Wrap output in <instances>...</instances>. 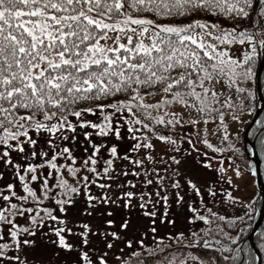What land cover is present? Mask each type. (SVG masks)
Here are the masks:
<instances>
[{
    "label": "snow or ice",
    "instance_id": "6c2138e0",
    "mask_svg": "<svg viewBox=\"0 0 264 264\" xmlns=\"http://www.w3.org/2000/svg\"><path fill=\"white\" fill-rule=\"evenodd\" d=\"M257 14L264 16V0H0V177L12 172L11 182L0 187V264H60L61 253L73 252L65 264H110L107 253L113 242L107 236L119 238L120 232L97 229L105 239L93 243L89 224L67 219L66 205L74 206L81 191L88 205L85 216L93 204L109 203L112 185L100 183L99 177L121 180L115 185L118 199L131 208L138 197L145 216L157 215L153 195L156 203L166 206L167 193L176 189L177 203L183 200L182 183L200 196L202 186L181 169V157L187 159L188 150L181 151L171 129L219 119L220 139H230L225 111L248 107L257 45H264V27L252 30ZM221 15L230 17L231 27L221 26ZM234 44L242 46L235 54L230 51ZM221 81L225 88L218 91ZM156 93L160 95L154 103L145 102ZM169 106H180V111ZM185 111L186 116L181 115ZM93 116L97 119L89 118ZM77 127L84 138L79 142ZM93 134L102 139L94 141ZM112 136L124 147L110 142ZM186 139L199 155L200 149ZM154 140L163 143L158 146ZM260 142L264 148V135ZM202 143L216 153L224 150L207 139ZM105 150L106 157L100 154ZM137 150H142L139 156ZM197 164L213 167L206 153ZM218 171L223 178L224 168ZM129 176L138 177L145 191H135L138 181ZM89 185L104 191L93 196ZM203 187L223 204L214 180ZM225 199L229 205L241 203L239 197ZM44 201L51 206L41 208ZM187 207L195 213L187 217L188 223L198 220L207 227L199 235L191 232L189 240L179 230L167 239L188 246L199 241L215 251L213 257H185L178 264L188 259L196 264H235L241 251L236 229L244 227L235 221L242 218L221 214L219 208L204 207L205 214H200L192 204ZM41 211L43 216L37 215ZM46 222L54 238L46 251L38 252L36 235ZM130 223L122 218L118 227L127 233ZM225 224L232 231H226ZM74 227L75 247L64 234H73ZM144 235L141 231L125 236L121 243L128 251L115 257L117 264H149L161 256L173 264L165 251L166 237H156L149 247L139 238ZM251 261L249 256L246 264Z\"/></svg>",
    "mask_w": 264,
    "mask_h": 264
},
{
    "label": "rangeland",
    "instance_id": "374dc122",
    "mask_svg": "<svg viewBox=\"0 0 264 264\" xmlns=\"http://www.w3.org/2000/svg\"><path fill=\"white\" fill-rule=\"evenodd\" d=\"M104 43L103 40L100 41ZM111 44V41H108ZM242 47L239 44H234L230 47V51L235 54L236 48ZM259 66V65H258ZM258 69V68H257ZM256 74L255 72L254 79L249 81L248 86L252 90V96L246 98V103L248 107L251 108V111H248V107L242 108L240 111L232 112L231 109L225 111L224 123L227 125V130L229 131V140H221L220 136L222 132L219 130L218 125L220 124L219 119L209 120L207 124L203 121H200L195 128L191 125H176L172 128V133L178 138L181 151L188 150L186 153L187 159L181 157V169L185 170L189 175H191L196 182L201 185V195L197 196L195 191L188 188L186 184L181 185L180 192L183 196V200L179 203L176 201L175 192L176 189H170L167 193L168 195V203L165 206L161 201L156 203L155 195L152 196V200L155 203L156 216H145L143 215V209L140 208L139 198H134L132 201L131 208H125L123 206V199L120 197L119 190L116 189L115 185L121 183V180L109 181L104 177L97 178L100 183H110L112 186L107 190L110 194V199L108 204H104L103 202L99 204H93L92 207L88 209L89 215L85 216L83 214V209L88 207L87 202L84 201L83 191L77 194L74 206L68 207L67 219L70 223L73 224H89L92 229L93 234L89 235V240L93 243H98L99 240H104L105 237L98 236L96 230L110 233L111 231H119V238H113L110 235L107 236L108 240L113 242V248L111 252L107 253L110 264H117L116 256L121 252H127L128 246L121 243V241L125 238V236L136 235L138 232H144L145 235L139 237L143 239L145 245L151 247L152 242L158 236H165L164 245L166 246L165 250H170L175 248L177 245L175 240L167 239V235L170 233H175L176 231H183L185 236V240L190 239L191 232H197V235L200 234V229L206 228L207 226L203 224L202 221L194 220L192 223H188L187 217L190 215H195L187 205L190 203L194 208L198 209L200 214H205L203 212L204 207H211L212 210L221 209V214L226 211L229 215H235L241 217L246 213H253L257 208V190L255 186L254 180V169L252 164L247 160L243 150H242V133L244 131L245 126L248 124L253 111L255 109V94H256ZM225 88L223 81L219 82L217 85L218 91H223ZM160 95V93H156L150 95L145 98L146 103H154L156 97ZM233 96H235V92H233ZM169 110L180 111V106H176L174 109L172 106H169ZM223 110V109H222ZM181 115L186 116V111L182 112ZM231 115H236L237 120L233 121L231 119ZM91 119H97V117H89ZM166 119L169 117H165ZM170 127V126H169ZM163 131L167 132L168 127L161 126ZM215 128V131H214ZM88 131H92L91 129H85ZM123 134L127 136L126 129L122 130ZM206 133V134H205ZM234 133V135H233ZM77 141L83 140V136L81 135V130L79 127L76 129ZM95 135L93 134L92 139L94 141H99L102 138L97 137L94 139ZM187 137H190L196 148L200 149V154L197 155L195 149L191 147L188 143ZM204 139H207L209 143L217 147H223L224 150L220 153H216L213 149L207 148L206 145L202 143ZM110 142L116 143L119 148L124 147L123 141H118L114 136L110 138ZM159 146L163 142L155 141ZM71 143V141H69ZM231 144V147H226L228 144ZM39 144L37 145V150H39ZM89 149L91 146H88ZM74 154L79 156V153L74 149ZM142 150H137L136 155L139 156ZM205 153L207 154V159L212 164V168L206 169L197 164V161L205 158ZM102 156L106 157L107 152L102 151L100 153ZM171 154V152H170ZM231 156L232 159L229 160L228 157ZM15 158V155H14ZM62 163L64 161H61ZM102 166V164H101ZM174 166V165H173ZM117 167H121L120 163H117ZM220 167L224 168V172L222 174L218 171ZM239 171L240 175H236V171ZM65 176L69 179L70 183L73 180L72 177L67 176L66 169L64 170ZM92 177H89L91 179ZM129 179L137 180L138 184L134 186L135 191H145V186L143 183H139V178L135 176L127 177ZM124 179V178H121ZM12 180V172L5 171V175L0 177V187H2L3 183L11 182ZM214 180L217 184L216 196L223 200V204H218L215 200L212 199L211 195L208 194L207 189L203 187L205 181ZM231 181V183H229ZM18 183V181H17ZM126 187V186H125ZM91 189V194L93 196L99 197L101 191L99 187L89 185ZM151 191H155L152 189ZM163 195V191L161 192ZM226 195H231L233 197H239L241 199V203H237L234 205H229L227 200L225 199ZM83 201V204H82ZM113 201H115L113 203ZM49 202V201H48ZM246 205V206H245ZM57 215H60L57 208L53 210ZM79 211V215H78ZM109 211H111V216L108 215ZM37 215H40L39 213ZM165 216V220H161L160 217ZM123 219H130V226L128 232L125 233L123 230L119 229V223ZM106 219H112L115 221L112 225H107L104 223ZM175 220L174 224H168L167 220ZM22 222V221H21ZM52 227H56V222H51ZM224 227L226 226L223 225ZM48 223L41 228L39 233L36 235L37 241V251L43 252L47 250V246H50L53 237L51 232H48ZM156 229V232L153 233L151 231L152 228ZM77 229L74 227L73 234L64 233L66 235V239L68 242L72 243L75 247L78 242V237L74 234ZM82 230V229H81ZM43 238V239H42ZM199 241L193 242L191 246H198ZM183 244V242L181 243ZM203 245V243L201 242ZM170 245V247H167ZM190 247V246H189ZM264 249V247H263ZM167 256L172 258L173 264H178L179 259H183L185 257H199L194 253L191 249H184L181 251L175 250V252L170 251L167 252ZM75 253H61V261L60 264H65L66 259H71ZM151 264H169V260L164 257H158ZM187 264H196V261L191 259L187 260ZM264 264V263H263Z\"/></svg>",
    "mask_w": 264,
    "mask_h": 264
},
{
    "label": "trees",
    "instance_id": "16d2710c",
    "mask_svg": "<svg viewBox=\"0 0 264 264\" xmlns=\"http://www.w3.org/2000/svg\"><path fill=\"white\" fill-rule=\"evenodd\" d=\"M253 19L255 21V25L252 28L253 31H255V29L258 27H264V16H260L259 14H257L253 17ZM213 20L215 21L214 17H213ZM219 22L221 23L222 27H231L232 26L230 23V17H224L223 15H221ZM257 48H258L259 55L257 57L256 64H255V72L257 71V68H258V65L260 62V58H261V54H260L261 45H257ZM260 85H261V90H262V94L264 97V68L262 70L261 77H260ZM254 102H255V106H256L257 105L256 94H255ZM33 134L35 135V133H33ZM262 135H264V109H263L262 113L260 114V116L258 117L256 123L253 125L252 129L249 132V138L254 141L255 149L257 151V155H258L259 159L261 160V169L260 170H261L262 181L264 183V148H262V145L260 142V138ZM94 139H97L96 136L94 137ZM18 194H23V193L18 191ZM256 199H257V205H255V206L257 208L255 209V211L253 213H246V214L241 216L242 220L235 221V223L237 225H239L241 223L244 225L242 230L239 227H237V229H236V231L239 232V236L237 238V243L239 244L241 251L238 253L237 258L235 259V264H246V262L249 259V256H251V258H252L251 264L256 263V257L254 255L253 251L251 250L249 244L246 242V236L249 233L251 226H252V224H253L254 220L256 219V216H257L258 207L260 204V198H259L258 194H257ZM44 206H51V204L48 201H44V204L41 206V208H43ZM0 207H3V205L0 204ZM39 214H40V216H43L42 211ZM224 228L226 231H232V229L229 228L227 225ZM233 234H235V232ZM262 241H264V220L262 222V225L260 226V228L258 229V231L254 235V242H255L256 246L258 247V249L262 255V264H263L264 263V249H263V247H261ZM174 247L175 248H172L170 250L167 249L165 251L170 252L172 250L181 251L184 249H191L199 257H204L205 255L207 257H213V253L215 251L214 249L204 248V246L201 244V242L199 243L198 246H190L189 247L186 244H180V245H175ZM245 253H247L248 255H245ZM216 255L218 256L219 254L217 253ZM151 263H153V261H149V264H151Z\"/></svg>",
    "mask_w": 264,
    "mask_h": 264
},
{
    "label": "water",
    "instance_id": "95a60500",
    "mask_svg": "<svg viewBox=\"0 0 264 264\" xmlns=\"http://www.w3.org/2000/svg\"><path fill=\"white\" fill-rule=\"evenodd\" d=\"M260 52H261V58H260L259 66L257 69L256 82H255V84H256V95H257V107L255 108L253 115H252L249 123L247 124L244 132H243V138H242L243 148H244L249 160L254 164L256 186H257V189L259 192V196L261 198V203H260V207L258 210L257 218H256L249 234L246 237V240L248 241V243L250 244L252 250L254 251V253L256 255V264H261V255H260V252H259L258 248L256 247L254 241H253V236H254L255 232L258 230V228L260 227V225L263 221V218H264V184L262 182L261 174H260V163H261V161L258 158L257 153L255 151L254 142L251 141L248 137V133L264 109V98H263L261 86H260V76H261L262 70L264 68V45H261ZM248 148H249L250 152L248 151Z\"/></svg>",
    "mask_w": 264,
    "mask_h": 264
}]
</instances>
